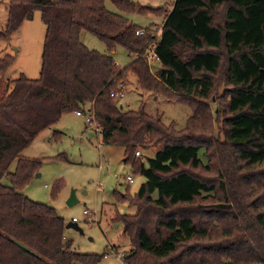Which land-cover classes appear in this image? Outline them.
Instances as JSON below:
<instances>
[{
  "label": "trees",
  "instance_id": "1",
  "mask_svg": "<svg viewBox=\"0 0 264 264\" xmlns=\"http://www.w3.org/2000/svg\"><path fill=\"white\" fill-rule=\"evenodd\" d=\"M35 10L46 26L40 77L20 75L0 98V264L99 261L69 250L55 208L20 191L39 164L22 151L64 112L83 108L93 109L103 142L124 145L125 162L145 179L135 195L116 194L136 206L116 214L132 245L125 263L264 264V0H174L163 10L128 0H9L0 40ZM134 11L162 13L161 29L137 35L143 27L124 15ZM83 32L109 54L88 48ZM151 43L154 71L142 58ZM118 46L138 58L120 68L111 55ZM12 62L0 59V73ZM129 75L190 106L186 127L118 107L110 91ZM150 146L158 149L145 167L135 151Z\"/></svg>",
  "mask_w": 264,
  "mask_h": 264
},
{
  "label": "rangeland",
  "instance_id": "2",
  "mask_svg": "<svg viewBox=\"0 0 264 264\" xmlns=\"http://www.w3.org/2000/svg\"><path fill=\"white\" fill-rule=\"evenodd\" d=\"M128 1L139 7L163 10L170 9L174 0ZM106 6L112 12H119L110 1L106 2ZM8 13L9 0H0V32L6 30ZM157 14L134 11L124 15L134 25L148 28L154 23L161 25L164 21L162 13ZM45 32L46 26L41 13L35 10L32 18L25 20L9 39L0 40V59L9 55L13 58L6 72L0 73V98L9 93L13 81L20 75L23 74L29 79L40 77ZM81 40L88 48L109 54L105 43L93 34L83 32ZM111 55L120 68L136 59L135 54L122 46L116 47ZM150 69L153 70V66ZM125 84L124 96L115 97L118 107L123 110H144L152 117H160L166 124H173L177 129L186 127L192 115L190 106L170 101L163 94L144 90L133 75L128 76ZM211 107L216 110L214 104ZM87 115L95 118L91 108H83L79 115L76 111L64 112L54 125L42 129L22 151V157L39 164L20 191L34 201L55 208L64 219V243L69 250L96 255L99 257L97 264H127L124 262L125 256L132 245L117 217L135 213L136 206L126 201H118L116 194L120 192L135 195L145 179L134 172L132 163L125 162V147L122 144L104 143L98 132V124L93 122L94 119L89 122ZM215 132L222 137L220 123L215 124ZM137 149L141 154L138 158L135 157L145 162L147 157L154 156L158 147ZM201 158L206 162L202 153ZM15 166L16 161L12 164L13 171ZM127 175L132 176L131 183L128 182ZM57 181L61 185L56 194L52 195ZM3 183L10 185L7 179ZM72 191L77 202L69 205L67 200ZM86 209L98 212L95 220L86 218ZM69 222H76L81 231L67 227Z\"/></svg>",
  "mask_w": 264,
  "mask_h": 264
},
{
  "label": "built area",
  "instance_id": "3",
  "mask_svg": "<svg viewBox=\"0 0 264 264\" xmlns=\"http://www.w3.org/2000/svg\"><path fill=\"white\" fill-rule=\"evenodd\" d=\"M161 26H162V24L160 26H158V24L155 23L154 25H151V29L153 31H157L158 32L161 29ZM145 31H146V28H138L136 30V34L140 35V34L145 33ZM135 56H136V58H138L139 55L135 54ZM142 58L148 62L150 67L153 65V62L159 61V57H158L157 53L155 52L154 43H151V44H149L147 46V49L145 50L144 54H142ZM125 86H126V84H125L124 81H119L118 84L110 91V95L114 96V97H116V96H119V97L124 96ZM76 113L79 114L80 111H76ZM88 118H89L88 121L91 122V121H93L94 116H92V117L88 116ZM140 154H141L140 150H136L135 151V156L139 157ZM126 178L129 180L128 181L129 183H131L133 181V178H132L131 175H127ZM85 213H86V218L88 220H92L93 218L95 220V217H96L98 212H94V210L90 211V210L86 209ZM124 262H125V260H124ZM122 263H123V261H122Z\"/></svg>",
  "mask_w": 264,
  "mask_h": 264
},
{
  "label": "water",
  "instance_id": "4",
  "mask_svg": "<svg viewBox=\"0 0 264 264\" xmlns=\"http://www.w3.org/2000/svg\"><path fill=\"white\" fill-rule=\"evenodd\" d=\"M145 165L148 166V163L146 161H145ZM36 176H39V173H36ZM76 202H77L76 196H75L74 192L72 191L70 197L67 200V203L69 205H73ZM67 227H71V228H74V229H77V230L81 231L80 227L77 225L76 222H69L67 224Z\"/></svg>",
  "mask_w": 264,
  "mask_h": 264
},
{
  "label": "crops",
  "instance_id": "5",
  "mask_svg": "<svg viewBox=\"0 0 264 264\" xmlns=\"http://www.w3.org/2000/svg\"><path fill=\"white\" fill-rule=\"evenodd\" d=\"M79 115V114H78ZM124 146V145H123ZM125 147V146H124ZM138 158V157H137ZM125 160V159H124ZM124 194V193H123ZM117 199V198H116Z\"/></svg>",
  "mask_w": 264,
  "mask_h": 264
}]
</instances>
